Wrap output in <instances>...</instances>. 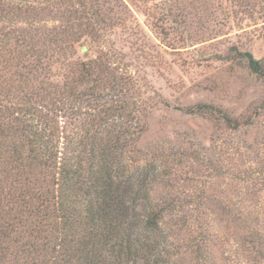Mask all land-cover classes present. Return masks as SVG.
I'll return each mask as SVG.
<instances>
[{"label": "trees", "instance_id": "16d2710c", "mask_svg": "<svg viewBox=\"0 0 264 264\" xmlns=\"http://www.w3.org/2000/svg\"><path fill=\"white\" fill-rule=\"evenodd\" d=\"M111 2L0 0V211L29 210L28 232L0 236V264H184L152 199L159 163L138 143L149 98L105 32ZM86 40L94 57L77 55ZM238 53L264 76V58ZM186 110L246 124L210 103Z\"/></svg>", "mask_w": 264, "mask_h": 264}, {"label": "rangeland", "instance_id": "374dc122", "mask_svg": "<svg viewBox=\"0 0 264 264\" xmlns=\"http://www.w3.org/2000/svg\"><path fill=\"white\" fill-rule=\"evenodd\" d=\"M110 7L105 32L149 98L138 143L159 163L152 199L165 209L169 243L184 264H264V76L238 53L264 58V0H112ZM96 54L89 40L77 46V55ZM199 103L246 124L235 131L186 110ZM21 203L0 211V236L12 239L8 223L29 228Z\"/></svg>", "mask_w": 264, "mask_h": 264}, {"label": "water", "instance_id": "95a60500", "mask_svg": "<svg viewBox=\"0 0 264 264\" xmlns=\"http://www.w3.org/2000/svg\"><path fill=\"white\" fill-rule=\"evenodd\" d=\"M86 50H87V47H83L82 51L84 52V51H86Z\"/></svg>", "mask_w": 264, "mask_h": 264}]
</instances>
